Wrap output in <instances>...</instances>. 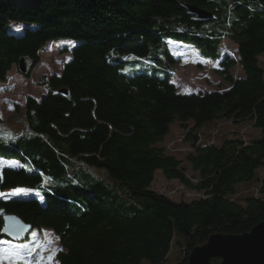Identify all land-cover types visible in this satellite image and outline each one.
Listing matches in <instances>:
<instances>
[{"label":"trees","instance_id":"trees-1","mask_svg":"<svg viewBox=\"0 0 264 264\" xmlns=\"http://www.w3.org/2000/svg\"><path fill=\"white\" fill-rule=\"evenodd\" d=\"M183 5L212 18L196 21ZM10 23L23 24L21 33L9 31ZM223 39L235 45L236 60L221 52ZM57 40L74 44L71 59L60 74L42 78L44 95L26 96V136L0 142V160L19 163L0 171V193L22 188L42 201L0 198V240L7 239L3 216L13 215L58 238L56 264H163L178 234V264H186L211 234H241L264 220V183L258 194L235 193L264 158V72L257 60L264 53V0H0V82L21 59L28 75L40 50ZM168 43L217 60L228 85L182 94L172 73L121 72L129 62L119 57L141 59L158 46L173 62ZM219 118L249 120L261 136L196 144L197 130ZM173 122L192 124V177L162 146ZM85 168L106 175L90 181ZM156 171L201 197L174 201L155 191Z\"/></svg>","mask_w":264,"mask_h":264},{"label":"rangeland","instance_id":"rangeland-1","mask_svg":"<svg viewBox=\"0 0 264 264\" xmlns=\"http://www.w3.org/2000/svg\"><path fill=\"white\" fill-rule=\"evenodd\" d=\"M25 1V0H23ZM23 24L10 23L8 30L12 33H21ZM70 41L57 40L47 43L39 52L40 61L32 69V71L25 75L21 73L19 68L14 65L7 72L5 80L0 82V142L4 144H14L16 139L20 136H26L24 129V100L26 96H32L39 99L44 95L45 88L42 86V78L47 80L51 75H58L61 73L64 64L71 59V50L74 44ZM167 49L173 56V62L165 60L161 56L162 48L158 46L152 49L145 57L139 59L135 57H119L121 60L127 59V63L121 72L126 75L135 73H145L148 75L156 74L163 76V74L169 72L172 73L171 82L174 84L177 92L182 94L187 93H204L212 92L225 88L228 83L222 78L218 72V61H212L201 58L195 49L190 46H180V44L172 45L167 44ZM221 52L230 58L236 60L235 45L227 40L223 39L221 44ZM112 52V51H111ZM113 54V52H112ZM160 60H157L159 59ZM259 66L264 72V53L257 57ZM27 70V67H26ZM233 77L240 74L237 65L230 70ZM192 124L187 123L182 126L178 122H173L169 127V132L165 136L162 146L167 154L174 156L181 162L182 166L186 168V175L192 177L190 166L186 162V156L193 151L192 140L187 139L188 130ZM198 136L196 144H220L224 139L237 136L244 142L261 136V131L254 128L252 122L249 120L235 121L233 119L219 118L209 122L203 128L197 130ZM3 161V166H0V171L3 168L16 169L19 167V163L15 161ZM15 163L16 167L7 166L10 163ZM27 166V165H25ZM91 181V177L100 179L104 178L106 173L102 169H89L85 168ZM87 179V180H88ZM192 183L197 182V178L191 180ZM264 183V158L262 165L254 172L253 179L246 183H241L236 186V195L238 198H242L249 193H259L261 185ZM151 188L155 191L163 193L173 199L174 201H190L201 197L202 192H197L191 189H187L179 184L177 181H167L162 177L159 171L155 173V179ZM27 190V189H25ZM13 190H9L1 193H11ZM28 195L20 196H4L1 199L8 200L12 198H31L37 197L41 202L42 200L37 196L36 192L27 190ZM35 232L36 237L32 236ZM45 234H48L46 237ZM50 238L52 244L49 248L60 249L57 238L55 235L47 229L32 230L28 237L23 242H13V244L27 243L32 247L36 246L37 242L43 243L46 239ZM184 240L182 236L175 235V239L171 243L169 252L166 256L163 264H178L182 257V246ZM57 252V251H56ZM55 252V254H56ZM48 253H46L47 255ZM55 254L50 264H56ZM7 264V262H5ZM140 264H150L146 260H142Z\"/></svg>","mask_w":264,"mask_h":264},{"label":"water","instance_id":"water-1","mask_svg":"<svg viewBox=\"0 0 264 264\" xmlns=\"http://www.w3.org/2000/svg\"><path fill=\"white\" fill-rule=\"evenodd\" d=\"M183 8L196 21L203 22L212 18L209 12L195 6L183 5ZM18 68L21 73L26 72L23 59L19 61ZM3 222L2 236L13 241L24 240L31 230L29 225L13 215H4ZM18 227L23 230L16 235L15 229ZM214 259L218 260L217 264H264V220L241 234H211L204 243L192 248L186 264H216L212 261Z\"/></svg>","mask_w":264,"mask_h":264},{"label":"snow or ice","instance_id":"snow-or-ice-1","mask_svg":"<svg viewBox=\"0 0 264 264\" xmlns=\"http://www.w3.org/2000/svg\"><path fill=\"white\" fill-rule=\"evenodd\" d=\"M71 43V42H69ZM4 162L0 161V166H3ZM9 167H16L14 162L8 164ZM28 195V191L22 188H16L11 193H0V198L4 196H20ZM22 227L15 229V234L19 235L22 231ZM36 233L33 232L32 236L36 237ZM46 237L48 234H45ZM58 239V238H57ZM52 244L50 238L46 239L45 242H37L35 247L30 246L27 243L24 244H13L10 241L0 240V264H50L53 256L58 249L49 248ZM46 253H48L46 255Z\"/></svg>","mask_w":264,"mask_h":264},{"label":"bare ground","instance_id":"bare-ground-1","mask_svg":"<svg viewBox=\"0 0 264 264\" xmlns=\"http://www.w3.org/2000/svg\"><path fill=\"white\" fill-rule=\"evenodd\" d=\"M42 87H43V89H44V86H42ZM12 199H13V198H12ZM3 217H4V216H3ZM30 232H31V230H30ZM30 232H29V233H30ZM29 233H28V235H29ZM28 235L26 236V238L28 237ZM2 237H3V236H2ZM3 238H6V237H3ZM26 238H25V239H26ZM7 239H8V238H7ZM25 239H24V240H25ZM8 240H10V239H8ZM24 240H21V241H13V240H10V241H13V242H23Z\"/></svg>","mask_w":264,"mask_h":264}]
</instances>
